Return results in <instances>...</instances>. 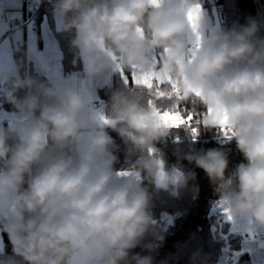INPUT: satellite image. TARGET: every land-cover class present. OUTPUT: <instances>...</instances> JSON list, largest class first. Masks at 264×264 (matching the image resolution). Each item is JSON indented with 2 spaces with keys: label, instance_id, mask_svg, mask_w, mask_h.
I'll return each mask as SVG.
<instances>
[{
  "label": "clouds",
  "instance_id": "9594fccd",
  "mask_svg": "<svg viewBox=\"0 0 264 264\" xmlns=\"http://www.w3.org/2000/svg\"><path fill=\"white\" fill-rule=\"evenodd\" d=\"M196 5V0H55L60 27L75 33L71 46L90 77L117 62L150 70L158 52L159 70L183 96L164 101L165 110L175 111L181 102L211 107L212 114L200 120L211 130L220 126V110L226 109L247 163L226 175L225 151L186 158L204 170L232 218H251L264 228V21L249 18L205 36L207 21L199 20L202 39L188 63L195 39L188 14ZM35 51L30 47L28 54ZM22 71L20 63L16 72ZM11 83L6 101L31 121L27 129L0 128V229L16 254L24 264H155L154 243L144 245L151 254H132L149 232L159 238L152 229V196L138 177L121 179L115 170L118 145L90 113L93 97L78 89L75 75L49 86L24 73ZM23 89L28 91L20 98ZM151 98L145 88L123 89L101 111L114 121L129 156L143 154L137 170L158 190L175 193L194 173L168 168L155 148L171 127L153 116ZM15 137L18 142L10 144Z\"/></svg>",
  "mask_w": 264,
  "mask_h": 264
},
{
  "label": "trees",
  "instance_id": "16d2710c",
  "mask_svg": "<svg viewBox=\"0 0 264 264\" xmlns=\"http://www.w3.org/2000/svg\"><path fill=\"white\" fill-rule=\"evenodd\" d=\"M52 1L55 2V0ZM221 4L227 15L224 30H230L237 25H244L249 18L264 21V7L261 11L257 0H221ZM29 16L28 13L24 20L28 19ZM56 35L62 51L63 71L68 74L71 71V62L77 55L76 50L71 46V39L75 33L69 34L61 31V33L57 32ZM260 35L264 36V28L261 29ZM14 59L16 66L23 63V71L19 74V78H23L24 73H27L33 78L46 83L43 75L32 71L25 42L19 44L14 51ZM125 80H127V83ZM11 88L12 83L6 85L0 91L2 94L0 108L7 112L19 113L4 97V90ZM133 88L139 89L142 87L135 86L129 80L128 72H118L113 75L108 85L98 90V96L104 105L110 104L114 93ZM27 91V89L20 90L18 97L22 98ZM163 103L164 101L159 102L158 107L164 109ZM178 108L183 115L195 114L193 127L198 129L196 137L201 139L212 138L217 129L221 128L218 126L207 130L200 123H195L196 120L200 121L206 115L203 105L195 102H181L178 104ZM104 114L105 117L108 116L107 112H104ZM36 115H39V113ZM107 133L118 145V150L114 153L118 157V162L114 165L115 170L117 172L139 174V183L146 187L152 196L150 206L153 220L152 229L159 233V238L154 237L149 232L141 246L132 250V254L149 255L151 253L144 248V245L154 243L156 245L155 264H216L227 245H229L232 252L242 250L239 236L229 234L227 239H224L219 231L227 233L228 226L219 221L217 214L212 211L213 207L220 203V194L217 192L216 187L209 180L204 170L196 166L194 160L190 161L186 158L206 152L209 149H220L228 155L229 166L226 175H229L238 165L247 163L243 154L237 148L234 138L223 146L213 140L191 143L184 137L182 132L171 129V134L166 139L157 142L155 148L162 154L168 168L178 166L184 173H194V178L189 179L184 187L173 193L165 189L158 190L156 185L150 184L145 178L146 173L138 171L136 168V161L143 154L137 152L129 156L128 146L121 139L119 133L113 130V127L108 129ZM17 142L18 137L9 141L12 145ZM33 171L35 172V169ZM120 178L126 179L129 177L121 176ZM169 219H171L170 223H168ZM1 233L4 250L0 252V261L10 264L12 260H15L16 264H24L23 259L14 251V244L8 233L2 229ZM236 264H251V262L246 254H242Z\"/></svg>",
  "mask_w": 264,
  "mask_h": 264
},
{
  "label": "crops",
  "instance_id": "0c3cea01",
  "mask_svg": "<svg viewBox=\"0 0 264 264\" xmlns=\"http://www.w3.org/2000/svg\"><path fill=\"white\" fill-rule=\"evenodd\" d=\"M5 0H0V2ZM25 1V3H24ZM40 2V0H23V6L18 8L17 14H20L19 20L16 21L14 27L15 33H20L19 39L15 43L11 44V52L9 56H0V91L6 86L11 84L12 81L20 79L16 72V63L14 59V51L18 48V45L22 42L26 43L27 53L30 47H35L36 51L32 54H28V57L32 61L30 67L32 71L38 72L43 75L46 81H52L53 83L62 82L67 78L63 71L62 66V51L59 44V39L56 35L58 31H62L59 23V9L49 4H44L41 8L38 18L31 27L24 26V18L30 13L33 8ZM196 3L200 7V19L207 21V27L204 31L205 36H210L221 32L219 23L214 15V11L208 4L207 0H196ZM8 10L7 7L3 11ZM10 32L3 35L5 38ZM1 38V39H2ZM0 39V40H1ZM78 56V55H77ZM156 59L160 62V53H154L152 59ZM117 65L118 62H117ZM159 67V63H158ZM78 68L80 69L81 77L84 80L77 81V87L82 93H86L93 97L89 105L90 113L97 119L99 116H104L102 112V100L98 97L97 91L104 85H108L115 73L128 72L129 80L133 82V67L119 65V67H113L99 76H96V81L93 82L88 79V74L85 69V64L82 58L78 59ZM2 75L5 79H2ZM6 114H12L4 111L0 108V128L7 129L12 127L16 121L23 126L27 123V128L30 127L31 121L21 113H16L14 118L5 116ZM7 119L12 120V124L5 126L4 122ZM98 124L103 129L109 128L112 124H102L98 119ZM174 127H171V129ZM122 173V172H118ZM215 208V209H214ZM212 209L217 216L222 218V223L228 226L227 233L220 231L222 237L227 239L229 234L237 235L241 238V251L232 252L229 249V245L224 249L223 254L216 264H230L233 258L238 261L240 255L246 254L251 264H257L260 259H264V228H260L256 225L254 219H234L229 218V212L222 206L221 202ZM12 241V240H11ZM4 250L3 237L0 229V252Z\"/></svg>",
  "mask_w": 264,
  "mask_h": 264
},
{
  "label": "snow or ice",
  "instance_id": "6c2138e0",
  "mask_svg": "<svg viewBox=\"0 0 264 264\" xmlns=\"http://www.w3.org/2000/svg\"><path fill=\"white\" fill-rule=\"evenodd\" d=\"M154 4H158V0H153ZM200 19V7L197 4L188 14V20L190 26L194 33V41L192 47L189 51V54L185 57L188 63H191L195 58V55L198 53L200 41L202 39L198 31V21ZM158 61L154 58L152 61V68L150 70L138 69L136 66H133V82L137 86L147 89L152 98L149 100V107L152 109V114L159 120H161L167 127H179L188 123H193L194 113L183 115L179 111L178 105L176 106L175 111H168L158 107V103L162 101H171L172 99H183L181 91L177 84L172 81L171 77L167 76L164 72L159 70ZM119 67V65H117ZM127 83V80H125ZM195 95L199 96L201 93L196 92ZM223 115L222 118H218V124L222 128L226 136L231 138L234 135V132L229 126V118L227 115L226 109L221 108L220 110ZM213 109L209 107L206 111V115L212 114ZM102 124H113L114 121L109 120L107 117L99 116L97 118ZM196 124H199L200 121L196 120ZM194 137L198 133L197 128L192 129ZM120 175H124L121 173ZM231 219V216L229 215Z\"/></svg>",
  "mask_w": 264,
  "mask_h": 264
},
{
  "label": "rangeland",
  "instance_id": "374dc122",
  "mask_svg": "<svg viewBox=\"0 0 264 264\" xmlns=\"http://www.w3.org/2000/svg\"><path fill=\"white\" fill-rule=\"evenodd\" d=\"M44 1L45 0H40V2L35 6V8H33V10L29 13L30 14L29 18L24 20L25 22L23 24V27L24 26L31 27L33 24H35V22H36V20L38 18V14L40 13L42 6L44 5ZM46 1H48V0H46ZM24 3H25V1H24ZM22 6H23V0H5V1L0 2V11H2V14H0V39L3 37V35L5 33L10 32L5 38H2L0 40V56L6 55L8 57L9 53L11 52V44L15 43V41L19 39L20 33H15L14 27L16 25V21L19 20V16H20V14H17V12L19 11L18 8H21ZM5 7H7L8 10L3 11V9ZM226 17H227V15H226V11H225V18L223 19L224 27H225L224 23H225ZM62 31L65 32L63 29H62ZM58 32L61 33V31H58ZM65 33H67V32H65ZM28 59H29V61L31 63L32 62L30 60L31 58L28 57ZM78 59H79V56L76 55V64H77V66L76 67L72 66V62H73V60H72V62H71V71L68 74H66V76L68 78L70 76L75 75V72H76L77 74L75 76L77 78V81H80L81 80L80 79L81 73L79 71L80 69L78 68ZM121 73H124V72H121ZM2 76H3L2 79H5V76L4 75H2ZM87 80H91V81L95 82L96 81V76H92V77L88 76ZM81 82L83 83L84 80L82 79ZM106 85H104V86H106ZM83 94L87 95L85 92ZM97 94H98V91H97ZM103 105H104V103L102 102V104H100L99 107H102V109H103ZM9 113H12V114H6L5 116H8L10 118H14L16 116L15 112H9ZM11 124H12V120H11ZM12 127H17L19 129H27V123H25L22 126L19 123V121H16V123ZM111 127L112 126H110L109 128L103 129V130L107 132V130L111 129ZM172 129H175V127L172 128ZM175 130H178V129H175ZM218 130L221 132V134L225 135V133L223 132L222 128H218L217 131ZM216 134H217V132H216ZM216 134L214 136H216ZM196 138L198 140L201 139L199 137H196ZM203 140H205V138H203ZM199 142H203V141H198L196 143H199ZM122 173H124V175H120L121 173H118L120 175V177L121 176H127V177L136 176V177H138V182L140 181V176L137 173H131V172H122ZM170 222H171V219L168 220V223H170Z\"/></svg>",
  "mask_w": 264,
  "mask_h": 264
},
{
  "label": "built area",
  "instance_id": "2783aa9c",
  "mask_svg": "<svg viewBox=\"0 0 264 264\" xmlns=\"http://www.w3.org/2000/svg\"><path fill=\"white\" fill-rule=\"evenodd\" d=\"M208 4L211 6V8L214 11V15L219 23L220 29L221 31H224V25H223V19L225 18V9L221 4V0H207ZM259 9L262 11L263 7H264V0H257ZM44 4H49L52 6H55V2L52 0H48V1H44ZM72 66L76 67V58L73 60L72 62ZM46 84H48L49 86H51L52 84H54L52 81H46ZM2 101V96L0 95V102ZM6 126L11 124V120L7 119L4 123ZM193 123H188L185 125H181L179 127H175V129H178L179 131H181L184 134V137L191 143H196L198 141H210L213 140L214 142H216L219 145H225L230 139H232L233 137L231 136V138H229L226 135L221 134V132L218 130L216 136H214L213 138H205V140L200 139L198 140L196 137H194L193 134ZM3 169V162H0V170ZM214 208V207H213ZM215 209V208H214ZM217 219L219 221H222L220 216H217ZM237 260L236 258H233L230 264H236ZM257 264H264V259H260Z\"/></svg>",
  "mask_w": 264,
  "mask_h": 264
},
{
  "label": "bare ground",
  "instance_id": "6f19581e",
  "mask_svg": "<svg viewBox=\"0 0 264 264\" xmlns=\"http://www.w3.org/2000/svg\"><path fill=\"white\" fill-rule=\"evenodd\" d=\"M75 58H76V57H75ZM76 74H77V73L75 72V75H76ZM0 95L2 96L1 92H0ZM1 102H2V101H1ZM1 102H0V103H1Z\"/></svg>",
  "mask_w": 264,
  "mask_h": 264
}]
</instances>
